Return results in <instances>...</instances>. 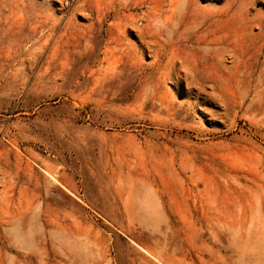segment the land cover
<instances>
[{"label": "rangeland", "instance_id": "374dc122", "mask_svg": "<svg viewBox=\"0 0 264 264\" xmlns=\"http://www.w3.org/2000/svg\"><path fill=\"white\" fill-rule=\"evenodd\" d=\"M263 40L264 0H0V264H264Z\"/></svg>", "mask_w": 264, "mask_h": 264}, {"label": "bare ground", "instance_id": "6f19581e", "mask_svg": "<svg viewBox=\"0 0 264 264\" xmlns=\"http://www.w3.org/2000/svg\"><path fill=\"white\" fill-rule=\"evenodd\" d=\"M151 1H152V0H151ZM163 1H164V0H163ZM144 2H145V1H144ZM160 2H161V1H160ZM130 3H131V2H130ZM182 3H183V2H182ZM66 5H67V4H66ZM129 6H130V5H129ZM138 6H139V5H138ZM181 6H182V5H180V7H181ZM177 10H178V9H177ZM165 22H166V20H165ZM173 24H174V23H173ZM197 24H198V23H197ZM191 26H192V25H191ZM166 28H168V27L166 26ZM171 28H172V27H171ZM184 30H185V29H184ZM205 31H206V30H205ZM159 33H160V32H159ZM260 33H261V32H260ZM160 35H161V34H160ZM182 35H183V34H182ZM167 36H168V35H167ZM167 36H165V39H166ZM191 36H192V35H191ZM258 36H259V35H258ZM192 37H193V36H192ZM192 37H191V38H192ZM254 37H255V36H254ZM168 38H169V37H167V39H168ZM172 38H173V37H172ZM241 38H242V37H241ZM246 38H247V37H246ZM251 38H252V37H251ZM204 39H205V38H204ZM236 39H237V38H236ZM161 40H162V39H161ZM181 40H182V39H181ZM189 40H191V39H189ZM194 40H195V38H194ZM200 40H201V39H200ZM205 40H206V39H205ZM212 40H213V39H212ZM162 41H163V40H162ZM167 41H168V40H167ZM201 41H203V40H201ZM263 41H264V40H263ZM169 42H170V41H169ZM177 42H178V41H177ZM203 42H204V41H203ZM205 42H206V41H205ZM217 42H218V41H217ZM217 42H215V43H217ZM233 42H234V41H233ZM170 43H171V42H170ZM180 43H181V42H180ZM213 43H214V42H213ZM255 43H257V42H255ZM255 43H254V44H255ZM173 44H174V43H173ZM173 44H172V45H173ZM197 44H198V43H197ZM211 44H212V43H211ZM232 44H233V43H232ZM183 45H184V44H183ZM186 45H187V44H186ZM207 45H208V44H207ZM221 45H222V44H221ZM263 45H264V44H263ZM165 46H166V45H165ZM169 46H170V45H169ZM169 46H168V47H169ZM180 46H181V45H180ZM193 46H194V45H193ZM216 46H217V45H216ZM223 46H224V45H223ZM252 46H253V45H252ZM256 46H257V45H256ZM259 46H262V44L259 45ZM259 46H258V47H259ZM166 47H167V46H166ZM187 47H189V46H187ZM195 47H196V46H195ZM214 47H215V46H214ZM225 47H226V46H225ZM244 47H245V46H244ZM262 47H263V46H262ZM172 48H173V46H172ZM223 48H224V47H223ZM196 49H197V47H196ZM201 49H202V48H201ZM214 49H215V48H214ZM214 49H213V50H214ZM220 49H222V48H220ZM225 49H226V48H225ZM177 50H178V48H177ZM169 51H170V50H169ZM199 51H200V50H199ZM228 51H229V50H228ZM258 51H259V50H258ZM200 52H201V51H200ZM260 52H261V51H260ZM162 53H163V52H162ZM168 53H169V52H168ZM229 53H232V52L230 51ZM255 53H256V52H255ZM171 54H172V51H171ZM171 54H169V55H171ZM207 54H208V53H207ZM221 54H223V53L221 52ZM261 54H262V53H261ZM169 55H167V56L169 57ZM226 55H227V54H226ZM237 55H238V54H237ZM202 56H204V55H202ZM230 56H231V55H230ZM260 56H261V55H260ZM182 57H183V56H182ZM200 57H201V56H200ZM235 57H237V56L235 55ZM258 57H259V56H258ZM183 58H184V57H183ZM187 58H188V57H187ZM220 58H221V57H220ZM222 58H223V56H222ZM253 58H254V57H253ZM180 59H181V58H180ZM185 59H186V57H185ZM185 59H184V60H185ZM223 59H226V58H223ZM240 59H241V58H240ZM189 60H190V59H189ZM189 60H188V61H189ZM221 60H222V59H221ZM243 60H244V59H243ZM190 61H191V60H190ZM197 61H198V60H197ZM241 61H242V59H241ZM186 62H187V59H186ZM243 62H244V61H243ZM222 63H223V62H222ZM187 64H188V62H187ZM190 64H191V63H190ZM192 64H193V63H192ZM213 64H214V63H213ZM235 64H236V63H235ZM214 65H215V64H214ZM238 65H239V64H238ZM232 67H233V66H232ZM239 67H240V66H239ZM235 68H236V67H235ZM235 68H234V69H235ZM247 68H248V67H247ZM202 69H204V68H202ZM195 70H196V69H195ZM200 70H201V69H200ZM207 70H208V69H207ZM210 70H211V68H210ZM247 70H248V69H247ZM167 71H168V70H167ZM211 72H212V70H211ZM239 72H240V71H239ZM236 73H237V72H236ZM245 74H246V73H245ZM200 75H201V74H200ZM202 76H203V75H202ZM203 77H204V76H203ZM206 77H207V76H206ZM212 77H213V76H212ZM208 78H210V77H208ZM207 80H208V79H207ZM218 80H219V79H218ZM201 82H202V81H201ZM181 83H182V81H181ZM220 86H221V84H220ZM221 89H222V87H221ZM224 89H225V88H224ZM224 89H223V90H224ZM225 90H226V89H225ZM196 91H197V90H196ZM225 93H226V92H225ZM232 95H233V94H232ZM233 96H234V95H233ZM233 96H232V97H233ZM239 99H240V98H239ZM235 100H236V99H235ZM234 102H236V101H234ZM237 102H238V101H237ZM237 102H236V103H237ZM237 104H238V103H237ZM255 124H256V123H255ZM139 247H140V246H139ZM143 249H144V248H143ZM143 249H142V250H143Z\"/></svg>", "mask_w": 264, "mask_h": 264}]
</instances>
